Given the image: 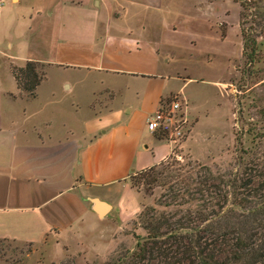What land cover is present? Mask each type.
<instances>
[{
  "label": "crops",
  "instance_id": "obj_1",
  "mask_svg": "<svg viewBox=\"0 0 264 264\" xmlns=\"http://www.w3.org/2000/svg\"><path fill=\"white\" fill-rule=\"evenodd\" d=\"M213 7L204 0L0 1V242L99 256L120 242L146 206L132 175L174 152L147 130L148 118L176 94L190 118L184 91L192 79L180 76L176 55L222 51L216 34L197 27L216 23L208 21ZM27 62L44 73L33 98L12 73Z\"/></svg>",
  "mask_w": 264,
  "mask_h": 264
},
{
  "label": "rangeland",
  "instance_id": "obj_2",
  "mask_svg": "<svg viewBox=\"0 0 264 264\" xmlns=\"http://www.w3.org/2000/svg\"><path fill=\"white\" fill-rule=\"evenodd\" d=\"M204 1L214 4L208 21H217L214 25L197 23L198 31L216 34L222 51L212 52L209 47L200 55L193 49L176 55V70L181 77L192 79L184 91L191 114L187 135L174 145L173 154L158 170L174 165L184 167V172L187 164L196 162L225 177L242 171L240 156L243 163L250 158L251 154L243 155L240 148L251 152L259 144L264 147V0H242L247 2L246 8L236 0ZM176 23L180 30L185 29V24ZM249 40L255 41L253 48ZM172 86L178 89L181 83L172 82ZM182 143L186 145L181 148ZM142 172L132 175L131 184L145 198V207L170 211L157 205L166 188L154 187L146 193ZM120 235V242H115L107 256L77 250L59 255L52 247L0 242V264H102L124 250H132L135 236L145 235L138 216Z\"/></svg>",
  "mask_w": 264,
  "mask_h": 264
},
{
  "label": "trees",
  "instance_id": "obj_3",
  "mask_svg": "<svg viewBox=\"0 0 264 264\" xmlns=\"http://www.w3.org/2000/svg\"><path fill=\"white\" fill-rule=\"evenodd\" d=\"M236 1L246 8L247 2ZM12 73L18 90L35 97L41 65L27 62ZM239 151L250 158L243 163L240 156L242 171L225 177L196 162L184 172L174 165L160 171L162 164L144 170L146 193L166 188L157 205L171 210L144 207L138 224L145 235L102 264H264V147Z\"/></svg>",
  "mask_w": 264,
  "mask_h": 264
},
{
  "label": "built area",
  "instance_id": "obj_4",
  "mask_svg": "<svg viewBox=\"0 0 264 264\" xmlns=\"http://www.w3.org/2000/svg\"><path fill=\"white\" fill-rule=\"evenodd\" d=\"M187 108V102L180 95H173L161 100L156 112L147 120V130L175 145L188 132Z\"/></svg>",
  "mask_w": 264,
  "mask_h": 264
}]
</instances>
